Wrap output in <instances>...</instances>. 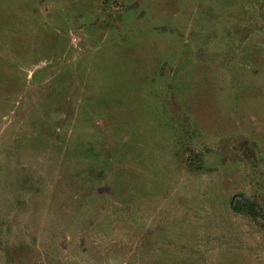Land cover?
Segmentation results:
<instances>
[{
	"label": "rangeland",
	"instance_id": "374dc122",
	"mask_svg": "<svg viewBox=\"0 0 264 264\" xmlns=\"http://www.w3.org/2000/svg\"><path fill=\"white\" fill-rule=\"evenodd\" d=\"M0 264H264V0H0Z\"/></svg>",
	"mask_w": 264,
	"mask_h": 264
},
{
	"label": "trees",
	"instance_id": "16d2710c",
	"mask_svg": "<svg viewBox=\"0 0 264 264\" xmlns=\"http://www.w3.org/2000/svg\"><path fill=\"white\" fill-rule=\"evenodd\" d=\"M232 206L239 212H245V210L247 209V205L244 203H240V201L237 199H233Z\"/></svg>",
	"mask_w": 264,
	"mask_h": 264
}]
</instances>
